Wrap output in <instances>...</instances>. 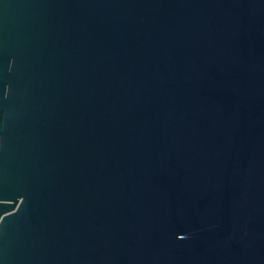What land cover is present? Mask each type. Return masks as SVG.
<instances>
[{
    "label": "water",
    "instance_id": "95a60500",
    "mask_svg": "<svg viewBox=\"0 0 264 264\" xmlns=\"http://www.w3.org/2000/svg\"><path fill=\"white\" fill-rule=\"evenodd\" d=\"M0 264H264V0H0Z\"/></svg>",
    "mask_w": 264,
    "mask_h": 264
}]
</instances>
